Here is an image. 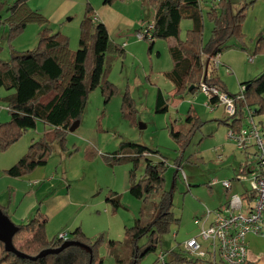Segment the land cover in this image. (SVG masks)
I'll use <instances>...</instances> for the list:
<instances>
[{"label":"rangeland","instance_id":"374dc122","mask_svg":"<svg viewBox=\"0 0 264 264\" xmlns=\"http://www.w3.org/2000/svg\"><path fill=\"white\" fill-rule=\"evenodd\" d=\"M14 1L0 0V3L5 5L0 10V60L2 61L10 59L11 47L17 51L33 49L38 40V32L47 26L36 22L28 24L39 27L35 34L36 40L31 43H28V41L21 43L22 39L20 38L24 37L23 33L26 32L28 25L24 29L25 32L23 31L21 34L19 33L10 38L5 21L7 16L5 9ZM97 1L101 2L102 0ZM115 1L122 0H113V2ZM76 2L77 6L74 12L77 16L68 22L66 20L71 18L70 15L62 19V23L66 26L69 25L70 30H72V33L70 32L72 45L74 38L76 39V45L73 48L70 47L69 36L65 34V31H62L60 24L57 26L50 25L48 16L44 14L47 4L43 5V12L40 10L41 7L40 11L36 8L38 0H28L27 3L31 9L37 10L48 19V27L53 33L59 32L68 37L71 50H77L79 22L84 13L83 9H85L88 2L86 0H76ZM137 2L154 11L148 0H137ZM232 2L234 3V11L244 8L245 19L242 25L244 39L242 43L235 38L228 40L221 52V58H227L229 63L220 60V65L215 72L220 80L222 79L227 83V90L238 92L241 86L240 83L255 79L264 73V48L259 47H264V0H232ZM209 6V3L203 5L202 12L205 13ZM82 10V16L79 18ZM191 27L192 22L190 20L183 19L181 21L179 34L181 39L185 37L186 31ZM211 27V23L204 18L203 41L208 39ZM74 31L76 32L75 37L73 35ZM134 33L135 31L131 33L130 40L133 37L135 39ZM25 36H28V33ZM258 39H261L262 43L257 44ZM111 40L113 41V39ZM172 40L173 38H169L163 41L170 43ZM164 43L162 57L157 61L154 58L155 54H153L152 60L148 62L149 68L151 64L155 65L156 68L157 62L161 67H164L168 59L170 61L171 58L165 56L164 45H166V42ZM142 47H145L144 52L147 53L148 42L140 41L135 49L139 52ZM113 56L115 59L112 58ZM120 58V55L112 53L106 55L107 79L115 85V94L111 96L108 102L104 103L99 88L90 92L79 125L74 131L66 133L64 149H61L56 140L53 141V148L47 163L44 166L37 167L31 173H35L34 176H40L36 173H42L43 171L47 178L50 174L52 175V179L47 183L43 176V178L37 179L41 181L39 185L43 186V190L47 195L58 192V190L69 191L73 200L79 202L80 205L78 204L72 209L66 210L65 214L59 216L58 219L62 222L63 217L71 214L76 223L69 222L77 224L73 229L79 226L83 231V228L79 225L81 224L88 233L94 229L99 230L95 232L96 235L94 236H88L84 231L83 233L91 241H94L98 236H103V243L98 251L99 257L103 260L102 264H117V258L125 260L131 253L124 229L132 226L135 220H139L142 225H145L149 218L152 219L155 203L161 191L154 192L144 202L134 198L128 192V181H126L127 172L132 163L121 159L120 163L109 165L107 156L119 152L120 146L127 142L143 145L156 151L155 154H151L152 159L160 160L163 158L166 160L167 168L164 173L163 190L171 191L172 212L176 218L180 219V225L177 228L173 226L162 237L161 246L157 251L145 255L139 260L138 264H159L158 254L171 250L180 252L187 260H194L192 256L183 251L182 245L189 238L198 235L199 225L195 222L196 217L203 216L206 208L215 210L225 205L232 194H241L248 191L250 187L249 175L241 171L245 159L242 153L235 149L226 137L228 126L221 122L226 118L222 106H215L213 110H210L209 106L206 105L208 102L206 95L198 90L192 95H184L183 98L174 103L173 101L177 98L172 96V87L171 92L165 95L168 110L164 113H156L152 97L141 95L139 91L135 90L134 86L138 83V76L136 75L135 79H130V85L127 83L126 75L133 69L137 71L140 67L135 65L130 58H125V65L123 66L119 62ZM249 58H252V62L249 61ZM121 69L122 72L120 73ZM151 71L149 72L150 75ZM111 74L115 76L116 83L109 79ZM130 86L134 87L133 92L130 90ZM1 89L5 90L4 88ZM126 91L134 101L136 111L131 118L124 117L120 109ZM3 97L0 98V103L7 119L5 121L0 119V123L9 120L7 104ZM188 112L191 115H197L200 122L195 123V121H192L189 123L186 120ZM172 128L174 131L180 132V136L177 138L171 136L170 130ZM43 135L47 140H51L53 131L48 130V127L42 122H38L34 129L25 131L15 143L5 150H0V174H5L4 170L12 166L25 154L31 142L40 139ZM215 148L220 149L218 152L222 155L221 159L217 157V151H214ZM126 152H128V148ZM176 159H178L179 166L174 164ZM144 166L145 160L142 159L139 161L137 178L143 175ZM211 179H217L219 183L211 186L209 184ZM27 180L25 179V182H28ZM222 180L231 181V191H227L221 185L220 181ZM108 191L117 195L120 203L119 208L113 209L111 204L106 201ZM0 197L2 199L0 204L6 206L7 192L2 196L0 193ZM38 200L36 201L41 202L42 199ZM28 212L30 217L24 220L23 223L31 225L30 221L34 218L35 213L33 207H30ZM45 230L46 237L49 240L60 232L69 234V231L65 228L58 229L54 221H50ZM109 240H114L117 243L115 246H108L107 242ZM145 241V237L140 239L139 245L144 244ZM201 245L204 247L205 243L201 242ZM167 264H174V262Z\"/></svg>","mask_w":264,"mask_h":264},{"label":"trees","instance_id":"16d2710c","mask_svg":"<svg viewBox=\"0 0 264 264\" xmlns=\"http://www.w3.org/2000/svg\"><path fill=\"white\" fill-rule=\"evenodd\" d=\"M28 0H15L5 9V21L9 29V37L21 34L29 23L47 25L38 32V40L33 49L17 51L10 48V59L0 60V88L12 92L3 97L7 104L9 120L0 123V150H5L15 143L25 131L34 129L42 122L53 131V138L47 140L43 135L31 142L27 151L4 173L13 178L30 174L37 167L44 166L52 151L53 141L65 147L64 139L68 128L76 120H80L86 99L90 92L99 88L104 103L115 94L116 87L107 79L106 55H123V48L113 42L106 26L94 18L91 5L86 3L83 16L79 22V38L77 50L69 48V39L48 27V19L37 10L31 9ZM112 4L113 0H104ZM154 8V27L152 40L148 42V51L152 49L156 39L173 38L174 43L168 47L173 62L172 68L164 72V76L173 84L172 96L176 103L184 95L194 93L201 82L214 85L231 96L224 82L216 75L209 57L220 54L229 39L235 38L243 42L242 25L245 19L244 8L234 11L232 0H148ZM209 3L205 13L202 6ZM5 5L0 3V10ZM206 18L212 25L210 35L203 41V23ZM190 20L192 27L180 38V23ZM137 28L135 31H137ZM262 43L258 39L257 44ZM264 48L263 46H259ZM244 86L243 97L236 100V113L232 118L221 121L228 127H239L243 123L246 107H254L255 113L264 114V73L259 77L240 84ZM2 100V99H1ZM167 100L160 92L156 95L155 112L168 110ZM215 103V99H211ZM122 115L131 118L135 114L134 101L126 91L121 103ZM229 119V120H228ZM186 120L191 123L200 122V118L188 112ZM171 136L177 138L180 132L170 130ZM128 148V152L127 151ZM156 151L135 143H125L120 151L107 156V163L114 165L121 159L131 162L128 171V192L136 199L146 201L154 192L161 191L151 218L142 225L139 220L124 229L131 253L125 260L116 259L117 264H138L139 260L149 253H154L161 246L162 237L170 229L180 225V219L172 212L171 191L163 190L166 160L153 161L150 157ZM144 159L143 175L137 178L139 161ZM120 161V162H119ZM179 166L178 159L174 162ZM246 172V165L241 166ZM109 194V196H108ZM106 201L113 209L120 207L115 193L108 191ZM1 212L7 216L5 206L0 204ZM141 213V212H140ZM26 224H16L14 237L22 231ZM68 238L51 240L46 237L45 225L38 224L36 230L21 244L13 242L14 247L23 254L34 257L47 251L36 260L23 258L4 249L0 241V264H102L99 248L103 236L94 241L86 237L77 226L68 234ZM13 237V238H14ZM146 238L144 244L139 240ZM117 242L109 240L108 246ZM166 253V263L174 264H210L209 261L185 259L180 252L171 250Z\"/></svg>","mask_w":264,"mask_h":264},{"label":"crops","instance_id":"0c3cea01","mask_svg":"<svg viewBox=\"0 0 264 264\" xmlns=\"http://www.w3.org/2000/svg\"><path fill=\"white\" fill-rule=\"evenodd\" d=\"M86 2L91 5L94 13V18L97 21L102 22L106 26L109 37L123 48L124 54L121 55V58L123 59L120 58L119 62L124 66L125 58H130L133 60L135 65L140 67L139 69H137V71H134L133 69L128 75H126L127 83L130 85V79H135L137 75L139 80L138 83L134 86L135 90L139 91L141 95H148L149 97H152L154 104L158 92H160L164 97V100H166L165 95H168V93L171 92L173 84L163 75V72L171 69L173 62L171 59L170 61L168 59V62L164 67H161L157 62L156 68L155 65L152 64L149 68L148 62L152 60L154 56L153 54H155L154 58L157 59V61L162 57V46L163 44H165L164 42H166V45H164V50L166 52L165 56L169 58L170 56H168V46L170 45V43H174L175 40L173 39L170 43L163 40H154L152 49L150 51H147L146 49L147 53H145V47H142L139 52H137V50L135 49V46H137V43H139L140 41L134 39V37L132 38V40L129 39L130 37H132L131 33L135 31L142 23L153 19L154 11L150 8H146V6H144L143 4H139L137 0L115 1L112 2V4H105L103 0L101 2H98L97 0H86ZM76 3V0H38L36 8L38 11H40L43 9V5L47 4L45 12L43 10L42 11L45 15L48 16L50 25L57 26L60 24V27H62V31H65V34L70 38V32L72 33V30H70L69 25L66 26L62 23V19L70 15L71 18H68V20H66L68 22L69 20H73L77 16V14H75L74 12L75 7L77 6ZM83 10L80 12L79 18H81ZM26 29V32L24 31L25 33H23L24 37H20L22 39L21 43H25L27 41L28 43L34 42L36 40L35 34L37 33L39 27L37 25L30 24ZM26 33H28V36H25ZM73 33L75 37L76 32L74 31ZM75 41L76 39L74 38V42L72 45V40L70 38L71 48L76 45ZM221 57L222 53H220V58ZM112 58L115 59L114 56ZM220 60L229 63V60L227 58H221ZM117 61L118 59L116 60V62ZM150 70H152L151 75L149 74ZM121 72L122 69L120 70V73ZM114 77L115 76L111 74L109 79L112 82L116 83ZM222 81L227 86V83L224 80ZM134 87L130 86V90L132 92L134 91ZM229 92L237 93L231 91ZM9 93H11V90L7 92L0 88V98ZM166 104L168 105V102H166ZM206 105L209 106L210 110H213L215 108V106L212 104L210 105L209 103H206ZM3 112L4 109L2 108V104L0 103V119H3V121H5L7 117L4 116L5 112ZM150 158L152 159V155ZM152 160L157 161L154 159ZM34 174L35 173H31L27 176L19 178H13L5 174H0V193L2 196L7 192L8 200L5 201V209L10 221L15 225L25 224L23 223V221L27 220L30 217L28 212L29 208L33 207L35 211V213L33 212L34 218L30 221L31 225H25L22 231L14 237L13 242L16 244H21L22 242H24V240L36 230L38 224H40L41 222L44 223L46 228L47 224H49L50 221H54L55 225L58 226V229L65 228L69 232L73 230L74 226L77 225L72 224L76 223V221L71 214L67 217H63L62 222H60V219H58V217L63 216L66 210L72 209V207L78 204L80 205V203L73 200L69 191L63 192L61 190H58V192L47 195L43 190V186L39 185L41 181L37 179L44 177L47 183L50 179H52V175L50 174L49 178H47L45 176V172L43 171L42 173H36L40 176H34ZM25 179H28V182H25ZM126 181H128V172ZM128 185L129 184L127 183V186ZM26 199L28 200L26 201ZM38 199H42L41 202H37L36 200ZM0 201H2L1 197ZM69 221H72V223ZM79 225L83 228L84 233L88 236H94L96 235L95 232L99 231L94 229L92 230V232L88 233L84 226H82L81 224ZM247 242L248 258L246 264H264V237L249 235L247 238Z\"/></svg>","mask_w":264,"mask_h":264},{"label":"built area","instance_id":"2783aa9c","mask_svg":"<svg viewBox=\"0 0 264 264\" xmlns=\"http://www.w3.org/2000/svg\"><path fill=\"white\" fill-rule=\"evenodd\" d=\"M153 20L142 23L135 31L138 41H151ZM213 69L220 65V54L209 57ZM252 61V58H249ZM197 90L206 95L209 104L222 106L223 113L232 118L236 113V100L243 97L244 86L239 87L236 96L219 90L216 86L201 82ZM226 137L244 157L248 173L249 189L241 194H232L229 201L218 209L205 210L203 216L196 217L198 235L182 245L184 252L195 260L209 261L210 264H246L248 258L249 235L264 237V114L255 113L254 107H246L243 123L239 127H228ZM217 157L222 155L215 148ZM219 183L211 179L210 185ZM231 191L230 180L220 181ZM59 239L68 238L67 232H60ZM205 243L202 247L201 242ZM159 264L166 263V253L160 252Z\"/></svg>","mask_w":264,"mask_h":264},{"label":"water","instance_id":"95a60500","mask_svg":"<svg viewBox=\"0 0 264 264\" xmlns=\"http://www.w3.org/2000/svg\"><path fill=\"white\" fill-rule=\"evenodd\" d=\"M78 125H79V120L74 121L72 125L68 128V131L69 132L74 131ZM15 232H16L15 224H13L8 218V216L4 215L0 210V241L3 243L4 249L7 252H12L19 257L29 258L31 260H36L38 257H41L44 253L47 252V251H42L37 256L30 257L18 251L13 245V239H14L13 237Z\"/></svg>","mask_w":264,"mask_h":264}]
</instances>
